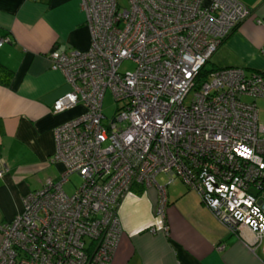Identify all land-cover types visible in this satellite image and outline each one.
<instances>
[{"label": "built area", "instance_id": "obj_1", "mask_svg": "<svg viewBox=\"0 0 264 264\" xmlns=\"http://www.w3.org/2000/svg\"><path fill=\"white\" fill-rule=\"evenodd\" d=\"M80 7L89 48L55 49L50 64L72 85L52 110H83L55 128L49 161L63 165L59 177L0 221V264H113L124 233L118 208L134 186L157 187L154 212L169 232L162 173L196 190L231 232L263 240L256 190L264 182V121L256 99L264 96V69L229 65L201 74L251 7L242 0H129L124 7L80 0ZM10 41L0 35V46ZM128 60L133 68L122 69ZM108 90L120 103L111 117L103 107ZM72 174L81 181L70 193L64 184Z\"/></svg>", "mask_w": 264, "mask_h": 264}, {"label": "crops", "instance_id": "obj_2", "mask_svg": "<svg viewBox=\"0 0 264 264\" xmlns=\"http://www.w3.org/2000/svg\"><path fill=\"white\" fill-rule=\"evenodd\" d=\"M242 1L252 16L228 34L209 60L213 67L264 69V0ZM7 34L11 41L0 46V170L8 166L0 175V221L23 209L28 192L59 177L63 165L49 161L56 150L55 128L83 106L52 110L72 85L51 67L50 54L87 50L91 42L80 0H0V35ZM259 99L264 105V96L257 104ZM135 189L118 208L124 233L113 264H264V239L249 243L228 230L181 178L167 183L169 232L154 212L157 187Z\"/></svg>", "mask_w": 264, "mask_h": 264}, {"label": "rangeland", "instance_id": "obj_3", "mask_svg": "<svg viewBox=\"0 0 264 264\" xmlns=\"http://www.w3.org/2000/svg\"><path fill=\"white\" fill-rule=\"evenodd\" d=\"M120 1H121V3H122V6H123V7L129 5V0H120ZM133 66H134V64H133L130 60H128V61H125V62L123 63V65H122V69H128V70H129V69L133 68ZM206 66H207V67H211L212 64H211L210 62H208V63L206 64ZM192 96H193V91H191V92L189 93V95H188L187 98H186V101L189 102V101L191 100ZM243 99H244V100H251L252 97L249 96V95H245V96L243 97ZM118 105H120V103L117 102V101L114 99L113 94L111 93L110 90H108V91L106 92V94H105L104 102H103L104 112L108 115V117H111V116L115 113V111H116ZM258 105H259V107H260V109H261V110H260L261 115L263 116V115H264V105L262 104V100H261V101H260V99L258 100ZM176 178H177V177H176ZM158 180H159L160 182L165 183V182H168L169 177H168L166 174L162 173V174H159V175H158ZM176 180H177V179H176ZM80 181H81V177H80L78 174H72V175L70 176V180L67 181V182L64 184V187H65V189H66L67 191H69L70 193H72V192L74 191V189H75V185L79 184ZM177 182H179L178 184H182V183H183L181 180H179V181H177ZM181 182H182V183H181Z\"/></svg>", "mask_w": 264, "mask_h": 264}, {"label": "trees", "instance_id": "obj_4", "mask_svg": "<svg viewBox=\"0 0 264 264\" xmlns=\"http://www.w3.org/2000/svg\"><path fill=\"white\" fill-rule=\"evenodd\" d=\"M215 67L211 66V67H207L206 65L203 66L202 68V71H201V74L203 76H207L209 74V72L214 69ZM249 70V69H248ZM134 188H136V192H142L144 191L143 187L141 185H137V186H134ZM257 194L259 197L261 198H264V182H263V185L260 189H257L256 190Z\"/></svg>", "mask_w": 264, "mask_h": 264}]
</instances>
